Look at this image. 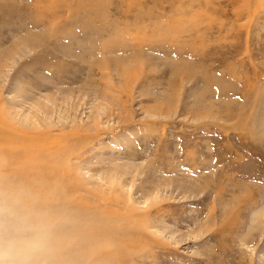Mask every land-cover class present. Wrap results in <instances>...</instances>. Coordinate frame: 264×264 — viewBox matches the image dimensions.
Segmentation results:
<instances>
[{"label": "rangeland", "instance_id": "obj_1", "mask_svg": "<svg viewBox=\"0 0 264 264\" xmlns=\"http://www.w3.org/2000/svg\"><path fill=\"white\" fill-rule=\"evenodd\" d=\"M0 130L54 264H264V0H0Z\"/></svg>", "mask_w": 264, "mask_h": 264}, {"label": "clouds", "instance_id": "obj_2", "mask_svg": "<svg viewBox=\"0 0 264 264\" xmlns=\"http://www.w3.org/2000/svg\"><path fill=\"white\" fill-rule=\"evenodd\" d=\"M54 227L45 212L0 204V264H54Z\"/></svg>", "mask_w": 264, "mask_h": 264}, {"label": "bare ground", "instance_id": "obj_3", "mask_svg": "<svg viewBox=\"0 0 264 264\" xmlns=\"http://www.w3.org/2000/svg\"><path fill=\"white\" fill-rule=\"evenodd\" d=\"M1 131H2V130H0V138H6V137H5V134H1ZM18 141H19V140H18Z\"/></svg>", "mask_w": 264, "mask_h": 264}]
</instances>
